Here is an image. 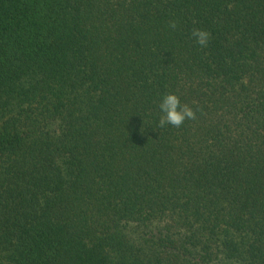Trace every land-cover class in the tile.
I'll use <instances>...</instances> for the list:
<instances>
[{
  "label": "trees",
  "instance_id": "trees-1",
  "mask_svg": "<svg viewBox=\"0 0 264 264\" xmlns=\"http://www.w3.org/2000/svg\"><path fill=\"white\" fill-rule=\"evenodd\" d=\"M0 264H264V0H0Z\"/></svg>",
  "mask_w": 264,
  "mask_h": 264
},
{
  "label": "clouds",
  "instance_id": "clouds-1",
  "mask_svg": "<svg viewBox=\"0 0 264 264\" xmlns=\"http://www.w3.org/2000/svg\"><path fill=\"white\" fill-rule=\"evenodd\" d=\"M169 28L175 30L177 21H170ZM191 36L202 48L207 47L208 41L211 39V34L207 30L200 28H193ZM159 108L162 115L160 116L158 127L167 125L180 127L186 119L194 120L196 118V112L188 104L182 103L179 96L172 92L163 95Z\"/></svg>",
  "mask_w": 264,
  "mask_h": 264
}]
</instances>
